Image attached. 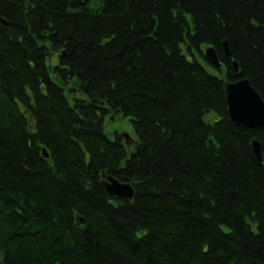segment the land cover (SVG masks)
<instances>
[{
    "label": "trees",
    "instance_id": "16d2710c",
    "mask_svg": "<svg viewBox=\"0 0 264 264\" xmlns=\"http://www.w3.org/2000/svg\"><path fill=\"white\" fill-rule=\"evenodd\" d=\"M244 77L264 98V0H0V264H264V127L224 87Z\"/></svg>",
    "mask_w": 264,
    "mask_h": 264
},
{
    "label": "water",
    "instance_id": "95a60500",
    "mask_svg": "<svg viewBox=\"0 0 264 264\" xmlns=\"http://www.w3.org/2000/svg\"><path fill=\"white\" fill-rule=\"evenodd\" d=\"M224 53L227 58H232L229 43L227 40L223 41ZM206 61L215 69L220 70L222 67V60L214 46H208L204 50ZM232 68L235 72L239 70L237 60H232ZM227 111L230 118L239 125L249 127H264V98L259 91L252 85L250 80L246 77L237 80L226 79L224 81ZM124 141H128L127 134L121 135ZM253 150L257 158L262 161V144L258 139L252 141ZM45 156H48L44 148ZM107 193L120 199H132L134 196V187L131 183L122 181L116 176L109 174L102 179ZM76 223L78 225L84 224L85 219L77 214Z\"/></svg>",
    "mask_w": 264,
    "mask_h": 264
},
{
    "label": "rangeland",
    "instance_id": "374dc122",
    "mask_svg": "<svg viewBox=\"0 0 264 264\" xmlns=\"http://www.w3.org/2000/svg\"><path fill=\"white\" fill-rule=\"evenodd\" d=\"M207 64L210 71L216 72V69L213 66H211L209 63ZM209 116L214 117L215 114L211 113ZM105 132L110 137V139L113 140L116 138L117 134H127L129 139L127 142L125 141V144L128 155L131 154L137 145L138 135L135 131L133 122L131 121L130 117L125 116L122 113H115L106 117Z\"/></svg>",
    "mask_w": 264,
    "mask_h": 264
},
{
    "label": "bare ground",
    "instance_id": "6f19581e",
    "mask_svg": "<svg viewBox=\"0 0 264 264\" xmlns=\"http://www.w3.org/2000/svg\"><path fill=\"white\" fill-rule=\"evenodd\" d=\"M44 151V150H43ZM47 151V150H46ZM48 153V152H47ZM45 154V153H44Z\"/></svg>",
    "mask_w": 264,
    "mask_h": 264
}]
</instances>
